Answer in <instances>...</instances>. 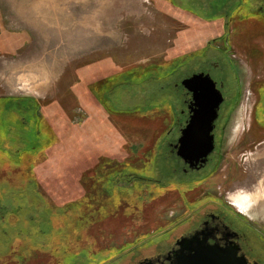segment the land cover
I'll list each match as a JSON object with an SVG mask.
<instances>
[{"label": "rangeland", "instance_id": "rangeland-1", "mask_svg": "<svg viewBox=\"0 0 264 264\" xmlns=\"http://www.w3.org/2000/svg\"><path fill=\"white\" fill-rule=\"evenodd\" d=\"M217 1L0 0V97L37 98L47 109L41 107L40 115L55 120L59 132L73 126L76 135L68 137L73 146L65 145L70 153L74 148L75 157L61 162L63 174L56 180L36 182L37 151L31 144L22 153L27 176L13 171L15 149L0 152V203L13 204V198L2 194L13 183L14 196L21 188L25 204L43 210L55 225L49 230L46 219L39 224L45 239L34 225L26 227L30 234L25 243H42L41 249L26 247L25 264H61L60 257L68 252L71 256L63 264H97L95 259L116 257L147 230H166L210 199L228 205L233 223L245 226L256 251H262L264 0H241L240 5L225 0L227 14ZM217 49L234 61L241 96L227 112L231 114L218 159L213 156L207 174L202 170L188 175L165 165V148L160 153L168 111L173 117L172 103L165 100L169 91L162 92L161 86L192 71L210 70L215 63L220 68L226 58ZM211 70L218 79L220 70ZM101 80L127 81L120 86L129 88L118 95L131 106L117 104L137 107L117 111L104 107L96 96V112L84 110L80 102L88 83ZM118 86L110 92L114 99ZM118 176L135 182L127 189L118 187Z\"/></svg>", "mask_w": 264, "mask_h": 264}, {"label": "flooded vegetation", "instance_id": "flooded-vegetation-1", "mask_svg": "<svg viewBox=\"0 0 264 264\" xmlns=\"http://www.w3.org/2000/svg\"><path fill=\"white\" fill-rule=\"evenodd\" d=\"M217 51L224 53L223 56L226 58L224 63L222 65L220 64V68H218L219 66L217 63L212 65L216 69L220 70L219 78L215 79L212 76L210 70L213 69V67L210 68V70L208 69L199 71L210 73V75L216 82V87L221 91L224 98V101L220 106L219 117L215 121V129L213 131L215 135V149L209 155L207 162L202 166L200 163L198 166L194 164V167H191V163L187 162L182 156L178 154V150L181 145L180 139L183 136V131L189 124L194 110L197 108L196 104L194 103L195 99L193 92L185 87L182 81L185 78L192 76L194 73L199 72L192 71L181 81L178 80V77L177 80H166L167 82H164L166 83V86L165 84L161 86L163 90L162 92L169 91V93L165 95V100L172 103L171 110L173 112V117H171V115L169 114L170 111H168V118H166L163 122L165 131L164 135L160 139V153H165V151L167 152V156L165 157V165L167 167H171L174 170L181 169L188 175H191L194 171L198 172L202 170L205 172V174H207L206 171H209V167L214 161L213 156L217 155L215 159H218V153H220L221 147V139L224 134L226 123L229 120L231 114L227 112H230L232 107L237 103L238 99L241 96L242 83H240L239 78L234 71V61L229 57L228 53L224 52V50L217 49ZM170 77L173 79L175 76L172 75ZM128 81L134 82L133 80ZM125 82L127 81H91L90 83H88L86 98L82 96L81 102L79 101L82 108L87 111L96 112L97 108L92 107L94 105L92 99H96L97 96L102 100L104 107L112 108L114 106L115 110L117 111H133V107L137 106L121 108L119 105L120 101L122 100L118 95L120 89H123L125 91V89L129 88L120 86ZM118 85L120 86V88ZM94 86L97 87L95 90L93 89ZM116 86H118V92L116 91L117 98L114 99L110 92L111 89ZM98 89H101V91H98ZM130 90L131 89H129L127 93H129ZM140 90L142 91L143 89ZM107 92L110 94V96H107ZM105 95L107 96V98H105ZM20 97L22 98L17 101V109L19 111L17 124L19 126H22L24 124L28 128H26L27 131H32L37 125V120L39 121V124L42 125L40 118H48V116H46L45 114L44 116L40 115V113H42L40 112L41 107L44 111H47V109H45L43 104L41 106V103L37 98L32 99L30 98V96ZM0 98V109L3 112L6 111V109L8 110L10 108H14L12 105L13 103L9 100V98ZM125 100L121 101L122 104L129 105ZM117 102L119 104H117ZM224 105L225 107L223 110L222 107ZM34 107L36 108V111ZM30 108H32L34 111V114L31 115L33 120L30 119L29 114L26 112V110ZM86 115L87 116L85 118V121L87 122V120L89 119V114L86 113ZM64 116L66 117V119L72 122V118L69 113L66 112ZM83 116L85 117V114H83ZM77 120H80V117H77L76 121ZM48 123L55 130V125H52L49 121ZM84 136L88 137V135L85 133ZM18 141L19 143L16 145H13L12 143L8 144L7 141H4L2 145L0 144V152H3L5 150L11 151L15 149V153H18V161L16 165L18 166L17 169L19 168L18 170H20V172H23L27 165V161H25L24 156L22 155V153L25 152L24 150L26 146L24 145L23 138L21 136L18 137ZM37 143L33 144L32 146V143L30 142V149L40 153L41 150H37L40 147L37 146ZM217 161L218 160L213 163V167L217 166ZM163 162L164 160H162L161 162L159 161V163L161 164H163ZM68 165L71 166L70 164ZM125 174L127 175L128 173ZM52 179L56 180V178ZM119 179H121V177L119 176L114 178L116 185L118 187L127 185L126 189L128 188V186H131L132 181L135 182L134 178H132V180L131 178L129 179L124 177L123 181ZM135 179L138 180L139 178ZM36 182L40 183L41 181L38 180ZM38 183H36V186H38ZM150 196L151 193L148 194V197ZM226 207L228 208V205ZM227 208L224 207V203H222L220 200L217 201L214 199H210L205 203H200L197 207L192 209V213H190L187 217L181 218L177 221L176 224L174 223L166 227V230L163 229L156 232L155 234L148 233L149 230H147L144 235L137 237V239L139 240L126 243L125 248L127 249V251L126 249L120 250L116 254V257H109L106 259H102L101 261L100 258H98L95 259L94 262H98L97 264H177L181 262L187 254L192 252L190 251V248L194 246V243L187 242L186 240L194 239V237H199L201 245L219 246L222 248L238 247L239 256H246L250 264H264V257L262 256L264 247H262V251H256L253 243L250 241V238H252L253 236L249 234L245 226H240L239 224L233 223L232 218L228 216L227 212H229L230 210H228ZM37 211L41 214V216L40 214H37L38 220L43 222L46 219L48 223L51 221V219L44 218L45 215L42 214L43 210L37 209L36 212ZM53 220L54 219H52V221ZM52 224L53 223H51V227L53 228ZM30 226V220L25 219V212L21 205L16 206L14 204V201L13 204L0 203V264H25V230L26 227ZM53 229H55V225ZM39 237L42 239L45 238V235H39ZM182 241H186V243L181 244ZM53 243H55V240L53 241ZM38 248L41 249V247L39 246L34 247V249ZM13 251H16L14 255L12 254ZM70 253L71 252L65 253L63 257H60L62 258L61 264L67 262L68 258L71 256ZM14 261L16 262L13 263Z\"/></svg>", "mask_w": 264, "mask_h": 264}, {"label": "water", "instance_id": "water-1", "mask_svg": "<svg viewBox=\"0 0 264 264\" xmlns=\"http://www.w3.org/2000/svg\"><path fill=\"white\" fill-rule=\"evenodd\" d=\"M182 83L193 92L197 108L183 131L178 154L190 162L191 167L200 163L202 166L215 149L213 131L224 98L210 73H194ZM186 241L194 243L190 248L192 252L177 264H250L246 256H239L238 247L201 245L199 237Z\"/></svg>", "mask_w": 264, "mask_h": 264}, {"label": "trees", "instance_id": "trees-1", "mask_svg": "<svg viewBox=\"0 0 264 264\" xmlns=\"http://www.w3.org/2000/svg\"><path fill=\"white\" fill-rule=\"evenodd\" d=\"M236 1H238L237 5L241 4V0H236ZM225 3H226L225 0H218L216 4L219 7V10L223 9L225 11V14H227V8H226L227 6L224 5ZM20 98L22 97L20 96L9 97V100L13 103L12 105L14 108H10L8 110L6 109V111L4 112L0 109V144L2 145L4 141H7L8 144L12 143L13 145H16L19 143L18 137L20 136L23 138V142L25 146H28L30 142L32 143V146H33V144H36L38 140L37 146H40L41 151L40 153L36 152V154H34V165L37 166L40 164L41 167L37 169L33 167V175L35 177V180L38 181L39 180L38 177L43 178V179L46 178L49 180L54 176L59 177L61 174H63L61 170L59 169L61 162L66 161L69 157L70 159H73L75 157L74 148H73L72 153H70L71 151H66V146H65L67 144L71 146L74 145L72 144V142L71 143L68 142V139H69L68 137L70 135L73 136L74 138L76 137L75 133L72 131L74 127L72 126V129L69 128L70 130L68 129L67 132H64V133L59 132L56 126H54L55 128L54 130L53 127L48 123L47 119L44 117H41L40 120H41L42 125H40L39 121L37 120V125L35 126V128L32 131L31 130L27 131L26 125L23 124L22 126H19L17 124V119H18V114H19V111L17 109V101L20 100ZM34 109L36 111L35 107ZM26 112L29 115L34 114V111L32 108L26 110ZM2 130H3V133H2ZM47 150L51 152L54 155V157L51 156V153L46 152ZM54 151H58L59 153H54ZM26 157L30 159V152L26 153ZM103 158L104 160H107V161L110 159H113L111 156H103ZM53 163H57V164H53ZM17 167L18 166H15V168H13V171L17 172V170L19 169V168L17 169ZM3 168H7V166L4 165ZM8 170L9 169L7 168L6 171L8 172ZM11 170L12 168L10 169V171ZM25 170L23 172L22 171L20 172L19 170L17 175L19 177L22 175L27 176V173H25ZM10 184H8L9 188L6 189V192L2 194L7 196L8 198H13L12 201H14V204L16 206L21 205L25 212V219L30 220V224L34 225V229H38L37 233L41 236L45 235V238H46L47 234H44V231H42L41 227L39 226V224H41L42 221L38 220L37 214H40V213L38 211L36 212L37 209H35L33 206H29L25 204V198L23 199L24 193L22 192L23 190L21 188L19 189L18 195L15 197L13 193H15L16 191H15L14 186H12L14 184L13 183H10ZM48 228L49 230L50 228H52L51 221L49 222ZM25 232H26V237H28V235L30 234L29 228H27ZM41 243H42V240H38L33 243H29V244L25 243V244H26V247L31 250L35 246L41 247ZM44 243L46 242L44 241ZM82 248L85 249L84 247H81L80 251H82Z\"/></svg>", "mask_w": 264, "mask_h": 264}, {"label": "crops", "instance_id": "crops-1", "mask_svg": "<svg viewBox=\"0 0 264 264\" xmlns=\"http://www.w3.org/2000/svg\"><path fill=\"white\" fill-rule=\"evenodd\" d=\"M48 119V121L52 124V125H54L55 124V120H52L50 117H48L47 118ZM48 152V151H47ZM50 153V152H49ZM49 163V162H48ZM33 167L35 168V169H37V168H40L41 167V165L39 164V165H37V166H35L34 165V162H33ZM39 178V180L41 181V178L40 177H38ZM52 178H56L57 179V177L56 176H54V177H52ZM51 178V179H52ZM50 179V180H51ZM49 180V179H48Z\"/></svg>", "mask_w": 264, "mask_h": 264}]
</instances>
